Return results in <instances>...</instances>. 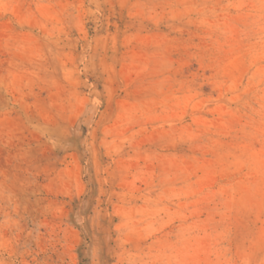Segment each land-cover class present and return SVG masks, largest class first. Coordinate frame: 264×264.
Wrapping results in <instances>:
<instances>
[{
	"label": "rangeland",
	"instance_id": "374dc122",
	"mask_svg": "<svg viewBox=\"0 0 264 264\" xmlns=\"http://www.w3.org/2000/svg\"><path fill=\"white\" fill-rule=\"evenodd\" d=\"M0 264H264V0H0Z\"/></svg>",
	"mask_w": 264,
	"mask_h": 264
}]
</instances>
